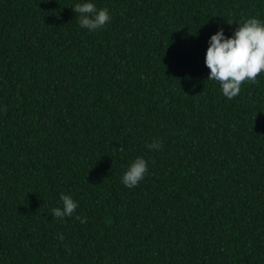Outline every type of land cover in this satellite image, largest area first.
<instances>
[{"label": "trees", "instance_id": "trees-1", "mask_svg": "<svg viewBox=\"0 0 264 264\" xmlns=\"http://www.w3.org/2000/svg\"><path fill=\"white\" fill-rule=\"evenodd\" d=\"M78 2L0 0V264H264V73L229 100L204 62L264 0Z\"/></svg>", "mask_w": 264, "mask_h": 264}, {"label": "clouds", "instance_id": "clouds-1", "mask_svg": "<svg viewBox=\"0 0 264 264\" xmlns=\"http://www.w3.org/2000/svg\"><path fill=\"white\" fill-rule=\"evenodd\" d=\"M72 11L78 18L79 26L90 32L100 30L111 22L109 10L98 9L92 0H81ZM236 24L238 27L231 36H226L222 28L210 36L204 60L210 70L208 81L219 83L221 94L229 100L240 93L243 84L256 83L257 77L264 73V21L252 17ZM161 146L159 141H153L148 149L159 150ZM147 173L148 162L137 157L127 166L121 182L124 187L132 189ZM59 199L61 206L52 209V217L60 220L71 217L78 208V201L63 193ZM76 219L86 223V218Z\"/></svg>", "mask_w": 264, "mask_h": 264}]
</instances>
